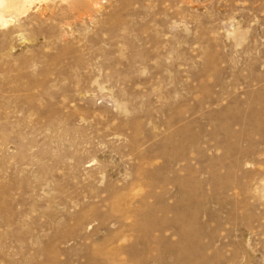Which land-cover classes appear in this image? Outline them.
<instances>
[{
	"label": "rangeland",
	"instance_id": "obj_1",
	"mask_svg": "<svg viewBox=\"0 0 264 264\" xmlns=\"http://www.w3.org/2000/svg\"><path fill=\"white\" fill-rule=\"evenodd\" d=\"M4 1L0 264H264V0Z\"/></svg>",
	"mask_w": 264,
	"mask_h": 264
},
{
	"label": "bare ground",
	"instance_id": "obj_2",
	"mask_svg": "<svg viewBox=\"0 0 264 264\" xmlns=\"http://www.w3.org/2000/svg\"><path fill=\"white\" fill-rule=\"evenodd\" d=\"M19 1H21L23 3H27V0H19ZM0 8L5 9L7 12H9V11H12L13 12V10H15V6L13 7L11 3L6 4L4 0H0ZM6 23L7 22L2 18V15L0 14V24L4 25Z\"/></svg>",
	"mask_w": 264,
	"mask_h": 264
}]
</instances>
